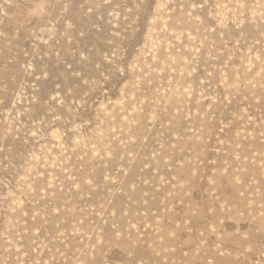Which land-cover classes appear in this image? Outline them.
<instances>
[{
    "label": "rangeland",
    "instance_id": "1",
    "mask_svg": "<svg viewBox=\"0 0 264 264\" xmlns=\"http://www.w3.org/2000/svg\"><path fill=\"white\" fill-rule=\"evenodd\" d=\"M0 264H264V0H0Z\"/></svg>",
    "mask_w": 264,
    "mask_h": 264
}]
</instances>
